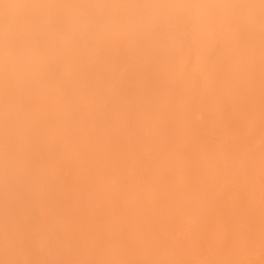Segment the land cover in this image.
<instances>
[{"label":"bare ground","instance_id":"1","mask_svg":"<svg viewBox=\"0 0 264 264\" xmlns=\"http://www.w3.org/2000/svg\"><path fill=\"white\" fill-rule=\"evenodd\" d=\"M0 264H264V0H0Z\"/></svg>","mask_w":264,"mask_h":264}]
</instances>
